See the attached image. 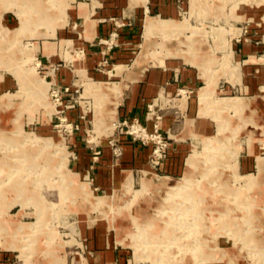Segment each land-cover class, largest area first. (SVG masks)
Instances as JSON below:
<instances>
[{
    "label": "rangeland",
    "instance_id": "374dc122",
    "mask_svg": "<svg viewBox=\"0 0 264 264\" xmlns=\"http://www.w3.org/2000/svg\"><path fill=\"white\" fill-rule=\"evenodd\" d=\"M90 1L0 0V264H92L103 230L114 264H264V0H189L175 19L146 18L149 0H130L134 11L118 20H137L130 62L105 59L98 77L74 56L82 61L74 89L56 96L64 88L39 48L68 30L73 4ZM150 19L161 24L153 32ZM250 38L259 49L244 62L239 45ZM62 43V64H73L74 42ZM165 64L194 71L196 92L187 95L211 133L191 135L184 170L172 179L147 170L142 178L134 166V179L101 184L109 174L96 157L118 135L125 74ZM251 66L256 92L226 91ZM187 100L176 107L186 110ZM165 101L153 109L162 119L177 110ZM174 115L180 133L190 116Z\"/></svg>",
    "mask_w": 264,
    "mask_h": 264
},
{
    "label": "crops",
    "instance_id": "0c3cea01",
    "mask_svg": "<svg viewBox=\"0 0 264 264\" xmlns=\"http://www.w3.org/2000/svg\"><path fill=\"white\" fill-rule=\"evenodd\" d=\"M93 1L94 0L90 2H78L76 5L73 4L69 9V19L71 20L68 21V30L65 28L63 31L60 30L55 38L43 42L39 48L42 59L46 64L45 68L49 69V75L56 78V83L60 88L70 87L72 91L74 89V72L77 63L82 62H77L74 56L85 59L86 62L83 63L86 66L88 75L100 77L103 76L100 72L104 73L99 69L103 60L108 59L109 61L110 59L115 62L128 63L131 60L129 58L132 57V49L138 46L136 36L137 20L135 24H127L125 21L120 23L118 21L119 18L126 19L127 12L134 11V9H130V0H96L99 3L96 7H93ZM80 3H84L86 6L82 7ZM143 8L144 10H141V12L143 11V13H145L146 18L150 17L149 14H153L157 17L175 19L181 14L177 0H149L147 8ZM137 11H135V19H138V15H140ZM87 16L90 17L92 26L90 35L88 36L89 39H86L84 36L86 32H88L85 31L87 28ZM82 30L83 33H81ZM115 30L119 33L117 46L110 49L106 45V41ZM67 32H74L75 39L67 40L65 38ZM250 39H245L242 44L239 45L237 56L239 59H246L244 62H248L251 58L255 57L254 55L257 49H259L256 46L257 42ZM63 41L70 43L74 42V48L71 51L75 53L72 55L73 64H62L63 51L61 48ZM46 43L52 46L53 50L47 51L45 48ZM106 62H104V64ZM108 67H112V65L110 64ZM115 71L116 69L114 67L108 73ZM255 71H257V68L254 66L247 68L244 75L245 78L244 76L242 77L241 84L233 85L230 83L226 86V91L233 92L235 90V92L250 95L254 94L259 86ZM113 75L114 74H111L110 77ZM196 79L197 76L193 70L180 68L178 66H167L166 64L158 69L148 70L144 67L129 71L125 74V78L123 79V82H125V85H123V98L120 100L119 105V119H127L130 121L138 119L150 131H153L156 121L154 117L148 116L149 107L152 105L159 106L160 101L166 103L165 99L173 101V106L177 108V110L163 113V119L158 122L159 129L168 134L170 138V148L167 158L160 163L156 171L150 163L153 149L152 145H144L132 140V138L126 135H116V143L123 149L122 163H115L114 148L109 140L105 141L101 157H96V159L100 160L98 163L99 173H108L110 180H108L109 177L105 179V182L100 180L101 184L107 185L108 181L109 183H113V178L117 183L122 182L123 179L126 182V179L131 176L134 179L132 175L133 168H131L134 166L140 169L139 172L142 178L143 172L146 170L152 171L158 175L161 174L168 179H172L183 172L188 147L190 146L188 141L192 138L191 135H197L198 137L208 136L212 130L209 120L198 116L199 107L198 109L192 108L191 98L194 96L190 97L187 95L188 93L196 92L190 91V89L194 88ZM161 96H163V98H161ZM184 97L188 98L187 107L186 110H181L176 107L175 100H180ZM179 112H181L182 115L186 113L190 118L185 121L182 129L183 131L176 133L181 128V125L176 123V116L174 114ZM191 121H193L192 125L190 124ZM81 162L82 161L79 163V168L83 166ZM107 188H110L109 185ZM102 232L105 233L102 234L100 244L97 247H93L96 250L94 251L95 257L92 260V264H114L117 254L113 249H109V232L106 230Z\"/></svg>",
    "mask_w": 264,
    "mask_h": 264
},
{
    "label": "built area",
    "instance_id": "2783aa9c",
    "mask_svg": "<svg viewBox=\"0 0 264 264\" xmlns=\"http://www.w3.org/2000/svg\"><path fill=\"white\" fill-rule=\"evenodd\" d=\"M186 1L189 0H177V2L181 3L182 5H184ZM180 11H183V9L180 8ZM118 37L119 33L117 30L112 32L109 39L106 41V45L108 46V48L112 49L117 46ZM70 91H72L70 87H66L64 88V90L55 89L54 94L57 96L59 93H68ZM153 109L154 106L152 105L149 107L148 112V116L154 117L156 120L153 131H150L138 119H133L131 121L125 119L117 121V128L115 132L117 131L118 134L129 136L130 138H132V140L140 142L144 145H152L153 149L150 163L151 166L157 171L160 163L168 156V151L170 148V138L169 136L165 137L163 133L160 132L158 122L162 119V117L160 115H157ZM113 136L115 137V134ZM113 136L112 138H114ZM110 143L114 147L115 156H121L123 154L121 152L122 149L118 147L116 139L114 138ZM96 154H99V152Z\"/></svg>",
    "mask_w": 264,
    "mask_h": 264
},
{
    "label": "bare ground",
    "instance_id": "6f19581e",
    "mask_svg": "<svg viewBox=\"0 0 264 264\" xmlns=\"http://www.w3.org/2000/svg\"><path fill=\"white\" fill-rule=\"evenodd\" d=\"M160 25H161L160 22H158L156 19H150L148 22L149 32H151L154 29H157L158 27H160ZM262 164H264V162H262Z\"/></svg>",
    "mask_w": 264,
    "mask_h": 264
}]
</instances>
